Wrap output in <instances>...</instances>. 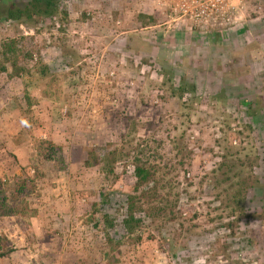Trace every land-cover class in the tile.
<instances>
[{"label": "rangeland", "instance_id": "1", "mask_svg": "<svg viewBox=\"0 0 264 264\" xmlns=\"http://www.w3.org/2000/svg\"><path fill=\"white\" fill-rule=\"evenodd\" d=\"M166 4L60 0L65 16L33 30L0 20V43L14 40L29 73L0 75V197L20 186L26 208L0 217L13 248L0 264H264V0L203 29L172 21ZM182 77L195 92L179 97ZM233 130L230 151L256 157L262 187L228 217L227 184L215 187L211 171ZM114 149L104 176L92 160ZM135 159L165 168L176 202L173 221L139 215L129 234Z\"/></svg>", "mask_w": 264, "mask_h": 264}, {"label": "trees", "instance_id": "2", "mask_svg": "<svg viewBox=\"0 0 264 264\" xmlns=\"http://www.w3.org/2000/svg\"><path fill=\"white\" fill-rule=\"evenodd\" d=\"M60 0H24L20 3L10 0H0V20L8 24H16L19 27L33 30L39 20L52 19L57 16L64 17L65 13L59 7ZM44 66L38 69L39 76H43ZM5 74L8 78H26L29 73L24 68L17 65V52L15 50L14 40H7L0 43V75ZM173 93L179 97L187 91L195 92V87L187 83L185 78L179 79ZM211 101L217 99L212 96ZM254 105V104H253ZM251 107L246 106L249 111ZM230 130V129H229ZM238 132L228 131L227 138H222L221 142L228 145L222 148L220 162L211 171L215 180V187L221 184H227L226 190L220 194L224 196L226 209L229 215L235 217L243 213L246 192L252 188L262 187L259 181L254 177L252 168L255 165L256 157L249 158L244 155L242 159L238 153L231 152V142L237 139ZM173 150L175 146L173 145ZM117 150H107L97 159H93V166H98L99 171L104 176L112 174V166L118 161ZM88 160L83 161L85 168L89 167ZM167 172L160 165L151 164L146 161L135 159L132 165L133 183L129 193L125 197L124 216L121 225L127 233H132L141 225L143 219L138 217L142 215L145 220L154 222L160 220L163 222L173 221L176 194L170 187L166 178ZM220 178V179H218ZM22 187L16 189L6 198L0 197V217L23 215L25 206H22L20 196ZM105 202V197L102 198ZM101 224L105 229L111 228L112 221L107 216H101ZM107 238V234H105ZM13 252V248L7 246L5 239L0 238V259Z\"/></svg>", "mask_w": 264, "mask_h": 264}, {"label": "built area", "instance_id": "3", "mask_svg": "<svg viewBox=\"0 0 264 264\" xmlns=\"http://www.w3.org/2000/svg\"><path fill=\"white\" fill-rule=\"evenodd\" d=\"M243 0H168L172 21L190 22L198 29L227 26L237 18L235 13ZM219 22L218 24H216ZM221 29V28H220Z\"/></svg>", "mask_w": 264, "mask_h": 264}, {"label": "crops", "instance_id": "4", "mask_svg": "<svg viewBox=\"0 0 264 264\" xmlns=\"http://www.w3.org/2000/svg\"><path fill=\"white\" fill-rule=\"evenodd\" d=\"M15 78H12L11 80H14Z\"/></svg>", "mask_w": 264, "mask_h": 264}]
</instances>
